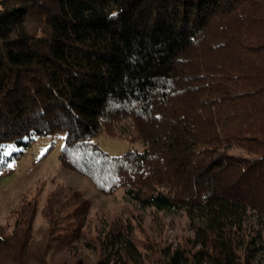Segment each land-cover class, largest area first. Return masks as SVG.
Returning a JSON list of instances; mask_svg holds the SVG:
<instances>
[{
    "label": "trees",
    "instance_id": "1",
    "mask_svg": "<svg viewBox=\"0 0 264 264\" xmlns=\"http://www.w3.org/2000/svg\"><path fill=\"white\" fill-rule=\"evenodd\" d=\"M55 134L64 168L138 207L98 223L81 191L37 188L0 264H264V0H0V181ZM137 209L189 234L138 246Z\"/></svg>",
    "mask_w": 264,
    "mask_h": 264
},
{
    "label": "rangeland",
    "instance_id": "2",
    "mask_svg": "<svg viewBox=\"0 0 264 264\" xmlns=\"http://www.w3.org/2000/svg\"><path fill=\"white\" fill-rule=\"evenodd\" d=\"M63 139L62 134L38 137L19 158L11 163L13 173L0 181V226L9 223L10 212L18 206L23 197L34 194L37 188H40L42 203L45 194L57 184L82 192L91 202L90 219L93 222L100 223L103 214L108 216L120 212L125 205L129 208L138 207L137 204L127 203L124 200L122 189L112 196L101 195L88 178L64 168L59 161ZM94 142L111 156H120L130 149H142L139 142L130 144L125 139L110 137L104 133L95 138ZM16 150L13 146H7L4 154L8 156ZM46 151L48 153L42 158ZM138 212L141 221L135 232L138 246H141L143 241L149 244V241L159 239L161 244L174 247L189 234L182 213H162L152 209H139ZM37 224H41L39 219ZM144 252L145 257L153 254L148 253L147 250Z\"/></svg>",
    "mask_w": 264,
    "mask_h": 264
}]
</instances>
